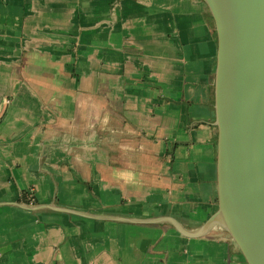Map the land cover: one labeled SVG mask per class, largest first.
Masks as SVG:
<instances>
[{
	"label": "crops",
	"instance_id": "crops-1",
	"mask_svg": "<svg viewBox=\"0 0 264 264\" xmlns=\"http://www.w3.org/2000/svg\"><path fill=\"white\" fill-rule=\"evenodd\" d=\"M217 51L203 0H0V264H247L154 223L218 210Z\"/></svg>",
	"mask_w": 264,
	"mask_h": 264
},
{
	"label": "water",
	"instance_id": "water-1",
	"mask_svg": "<svg viewBox=\"0 0 264 264\" xmlns=\"http://www.w3.org/2000/svg\"><path fill=\"white\" fill-rule=\"evenodd\" d=\"M215 24L217 212L188 239L224 231L247 264H264V0H203Z\"/></svg>",
	"mask_w": 264,
	"mask_h": 264
},
{
	"label": "built area",
	"instance_id": "built-area-1",
	"mask_svg": "<svg viewBox=\"0 0 264 264\" xmlns=\"http://www.w3.org/2000/svg\"><path fill=\"white\" fill-rule=\"evenodd\" d=\"M26 201H28L29 203H31V202H33L34 201V197H33V195L32 194H27L26 195Z\"/></svg>",
	"mask_w": 264,
	"mask_h": 264
}]
</instances>
